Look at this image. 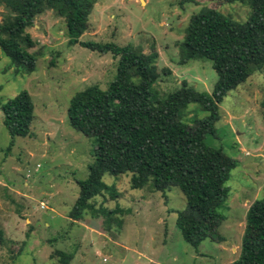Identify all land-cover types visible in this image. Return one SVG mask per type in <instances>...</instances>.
Here are the masks:
<instances>
[{
  "label": "rangeland",
  "instance_id": "1",
  "mask_svg": "<svg viewBox=\"0 0 264 264\" xmlns=\"http://www.w3.org/2000/svg\"><path fill=\"white\" fill-rule=\"evenodd\" d=\"M249 0H99L80 42L113 43L137 52L158 54L159 78L151 87L158 97L183 82L211 94L217 74L208 60L179 65L177 43L184 40L189 19L213 8L244 23ZM10 10L0 0V23ZM26 32L35 42L30 50L35 71L15 74L0 51V102L27 92L34 105L31 137L11 138L0 111V264H62L57 252L71 255L68 264H232L239 259L249 208L264 198V67L231 91L219 105L220 120L209 147L221 149L238 162L226 186L229 197L221 209L225 221L214 240L189 245L177 228L186 208L178 188L155 192L149 183L132 190L129 175L105 176L113 188L95 198V207L78 221L70 210L78 181L88 176L94 138L74 131L67 110L72 97L90 86L107 88L119 58L71 46L65 23L52 11L37 16ZM208 114L198 105L184 112L185 124ZM119 210V212L116 211ZM108 212L103 214L102 212Z\"/></svg>",
  "mask_w": 264,
  "mask_h": 264
},
{
  "label": "trees",
  "instance_id": "2",
  "mask_svg": "<svg viewBox=\"0 0 264 264\" xmlns=\"http://www.w3.org/2000/svg\"><path fill=\"white\" fill-rule=\"evenodd\" d=\"M3 1L10 13L0 23V51L17 75L35 71L37 59L30 50L36 44L26 30L46 11L63 19L69 45L119 58L106 89L87 87L69 102L70 127L94 138L92 163L87 178L77 182L79 192L70 219L78 221L93 209L92 201L103 196V191L112 189L110 196L116 198L113 188L104 184L105 176L129 175L132 190H143L149 183L155 192L179 189L186 208L178 213L176 224L189 245L197 249L203 240L216 239V231L225 221L221 209L229 197L226 184L238 162L221 149L207 146L205 137L215 133L223 99L264 67V0H249L250 14L244 23L208 7L194 14L184 30V40L177 43L178 63L208 60L217 82L211 94L183 82L161 98L151 93L159 78L154 49L147 55L129 46L78 40L87 31L89 15L99 0ZM189 105H198L208 115L192 121L191 126L185 124ZM0 111L11 138L8 150L15 138L31 137L34 105L27 92L0 102ZM4 242L0 231V246ZM57 254L62 264L72 259ZM232 264H264V198L248 210L240 257Z\"/></svg>",
  "mask_w": 264,
  "mask_h": 264
}]
</instances>
